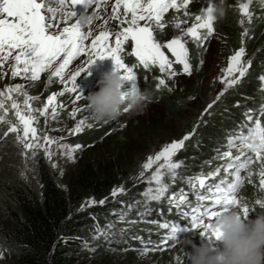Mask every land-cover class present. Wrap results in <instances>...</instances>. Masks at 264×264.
Segmentation results:
<instances>
[{
	"label": "snow or ice",
	"instance_id": "1",
	"mask_svg": "<svg viewBox=\"0 0 264 264\" xmlns=\"http://www.w3.org/2000/svg\"><path fill=\"white\" fill-rule=\"evenodd\" d=\"M192 2L193 0H114L111 16L103 20L102 30L94 35L92 25L82 28L78 17L80 13L87 12L93 15L95 20L102 19L99 14L101 5H104L106 10L108 0H0V70L3 69L6 62L11 60L13 63L10 65V75L13 79L21 77L26 80L38 81L41 73L47 71L49 80L52 77L59 78L63 85V91L48 97L47 103L42 109L31 107L30 101L36 98L29 96L20 84L8 85L0 90V110H2L0 122L10 125L5 136L8 133H17L16 140L23 146V149L42 148L50 160L52 151L48 146L54 143L58 144V142L45 135L44 143H40L41 138L34 127L37 118L32 113L37 111L40 116L47 117L50 110L51 118L55 120L59 115V110L64 108L62 103L57 102V96L62 97L66 93L72 94V103L85 99L76 82L81 75L88 73V69L97 60L103 61L106 58H111L115 65L114 70L121 73L122 79L128 85L125 95L131 97H135L139 93L134 68L140 65L144 69L158 67L160 73L166 74L169 79L177 75L191 76L192 65L189 60V50L186 47L187 41L183 37H175L166 43H161L154 36V28L162 30L166 26L164 17L170 9L177 12L184 9V15L188 16L187 9ZM196 2L203 4L204 0H196ZM251 3L252 0H247V2L239 4L242 17H246L249 23L252 18ZM260 3L264 6V0H260ZM214 10L215 4L212 0H208L200 14L195 15L192 25L183 30V36L191 38L193 42L202 47L214 33ZM109 20L119 22L118 31L112 32L107 28ZM172 23L175 28L181 27L179 17H174ZM241 23H244L243 19ZM247 34V29H245L243 35ZM129 42L133 45L131 55L138 61V65L128 66L123 58L122 53L125 51V45ZM165 50L171 54V57H174V60L170 59ZM245 52V48L240 47L229 56L227 67L222 69L223 74L218 78L219 82L224 84V89L217 99L223 96L229 88L240 83L251 67V61L243 59ZM78 58H84L83 66L70 72L69 66ZM173 64L181 65L182 70L178 73L173 69ZM200 64H203L202 60ZM66 73L68 74L66 75ZM88 74L90 75V73ZM260 79L264 81V75ZM162 87H167L166 81L164 78H159L157 88ZM168 90L171 91V88ZM12 93L24 95L23 111L20 104L13 99ZM6 101H11L10 108L14 110L18 123L7 119L9 109L5 107ZM212 107V104L208 105V108ZM82 110L74 109L70 113V117H76L77 113ZM128 110L129 107L123 109L124 112ZM244 115L246 121L240 125L235 135L229 134L227 138V150L217 151L216 158L227 161L222 169L218 167L215 171L207 174L201 172L188 180L189 187L196 197V204H192L188 200L189 193L183 189L179 193H172L166 197L169 184L163 179L167 175L174 182L179 177L177 170L184 166L183 161L175 162L173 157L184 148L185 141L195 134V128L192 133H188L180 140L166 144L155 156L147 158L142 166L144 171L139 174L140 177L143 178L145 172L152 169L153 165H156V168L148 177L150 186L142 194L146 198L145 203L166 198L168 204L177 209L181 218L187 220V225L152 221L157 223L158 228L165 230V233L158 240L149 238L145 241L140 237H133V239H139L141 245L139 249L135 250L142 254L149 250L170 252L180 242L181 233L193 230H199V236L204 238L207 243L213 244L220 240L217 220L225 213L233 208H240L242 217L248 218L249 213L255 208L250 211L247 205H242L237 196V190L245 183L241 172L247 171L255 159V162L260 164L257 184L260 191L264 192V120H262L264 107H261L258 116L252 115L251 110L246 111ZM85 126L92 127V125L86 124L85 119L79 120L71 130L72 134L84 131ZM58 147L63 148L65 145L58 144ZM82 147L80 144L75 147L68 146L65 155L69 160H74L73 153ZM233 149H236V155H233ZM23 155L27 158V151ZM35 155L36 152L33 151L32 156ZM221 170L226 173L228 179L221 177L218 183H208L214 177L219 176ZM250 177L251 173L249 172V182H251ZM153 182L156 187L151 186ZM197 189L204 191L201 192ZM125 191L121 185L114 188L111 195L115 197L124 194ZM96 203L97 201L90 200L88 206ZM98 203L104 204L105 201L101 200ZM256 204L264 208V200H257ZM128 207L131 209L133 205ZM126 218L127 214L124 212L117 216L119 221H125ZM115 222L107 224L104 228H97L93 239L99 240L103 236L110 246L112 241L108 240V237L109 235L115 236V233L110 231ZM85 244L87 245V241ZM149 245L151 249H149ZM88 250L95 251L91 247ZM0 258H2V253H0ZM185 258H188L187 253ZM179 264H184V262L180 261Z\"/></svg>",
	"mask_w": 264,
	"mask_h": 264
},
{
	"label": "trees",
	"instance_id": "2",
	"mask_svg": "<svg viewBox=\"0 0 264 264\" xmlns=\"http://www.w3.org/2000/svg\"><path fill=\"white\" fill-rule=\"evenodd\" d=\"M215 2L216 6L220 0ZM224 8V16L216 18V33L234 51L248 41L255 58L247 78L209 115L198 113L204 105L196 100L198 88L191 90L194 99L190 102L165 90L156 91L155 85L145 86L144 94L161 103L162 119L144 129H135L137 134L132 135L128 132L132 128L123 127L119 119L86 130L74 139L86 150L83 161L65 169L60 177L54 175L42 156L33 160L31 176L24 177L17 167L12 169L18 154L11 145V137L5 136L6 124L0 122V253L5 264H140V251L135 250L140 248V240L133 237L158 240L163 233L152 227V221L172 223L177 219L176 211L169 210L164 202L145 203L146 198L141 196L144 185L139 184L137 169L150 151L148 146L163 139L176 123H182L186 129L192 126L189 133L195 128V134L178 156L186 165L179 175L184 173L187 181L201 172L207 174L218 167L217 151L227 150L229 134L235 135L246 121L244 113L259 112L264 103L260 79L264 75V19L255 12L251 22L243 24L234 0H225ZM245 29L247 36L243 35ZM193 54L196 55L195 50ZM125 61L135 65L133 57L128 56ZM61 90V85L53 84L43 90L41 97L46 100ZM195 105L200 107L194 108ZM121 185L125 193L112 196V190ZM90 200L97 203L88 206ZM101 200L105 203L99 204ZM129 205L133 207L129 209ZM121 212L127 214L125 221L117 220ZM113 221L117 223L110 230L115 233L108 237L112 241L110 246L103 236L93 239L97 228ZM89 247L95 251L90 252ZM188 249L183 251L189 252ZM160 251L155 250L151 256L169 264L168 253Z\"/></svg>",
	"mask_w": 264,
	"mask_h": 264
},
{
	"label": "rangeland",
	"instance_id": "3",
	"mask_svg": "<svg viewBox=\"0 0 264 264\" xmlns=\"http://www.w3.org/2000/svg\"><path fill=\"white\" fill-rule=\"evenodd\" d=\"M208 0H204L203 4L197 3L196 0H193L192 3L189 4V7L187 9L189 15H184V9H181L179 12L170 9L164 17V23L166 26L161 30L158 28H154V36L157 39V41L161 43H166L167 41L175 38V37H183L186 43V47L189 50V60L192 65V75H177L171 79L167 77L166 74L160 73L158 67H152L151 69H144L142 65L140 67H135L134 72L137 75V84L139 88V93L144 94V87L148 85H155V90H165L168 93H172L174 95H177L181 97L182 99H187V101H190L193 95L190 96V92L194 88H198L199 95L196 100H198V103H203V107L200 106H194L200 107L198 110V113H204L209 115L214 107L218 105L219 102L222 101V99L232 90L235 88H238L243 80L247 78L249 75V72L252 70V65L254 62L255 55H252L250 53V47L248 41L244 43V48L246 50L244 60L245 61H251V67L249 68L246 75L241 79L240 83L234 85L232 88H229L228 91L223 95L220 96L219 99L217 97L223 91L224 84L219 82V77L223 74L222 69L227 67L228 58L231 56L234 52L232 46L230 43H228L224 38H222L220 35H218L214 29L213 35L204 42V45L202 47L198 46L195 42L191 40V38L183 36V30H186L188 27L192 25L194 22V17L197 14H200L203 7L206 6ZM214 4H216L215 0H212ZM242 2H247V0H234V4L237 6V9L239 10V4ZM114 3V0H108L107 8L105 10V6L101 5L100 10V16L102 19L95 20L94 24L91 26L93 34H98L100 30H102L103 20L108 19L111 16V8ZM250 11L252 13V18L254 16V13H261L259 16L264 19V6L261 5L260 0H252V3L250 5ZM241 15V13H240ZM242 16V15H241ZM179 17V21L181 22V27L175 28L173 26V18ZM241 19L244 20L243 24H247L248 19L246 17H242ZM143 24V22H141ZM216 24V17L214 21V27ZM107 28L112 31L116 32L119 30L120 25L118 21H112L109 20V23L107 25ZM247 36V35H246ZM133 45L131 42L127 43L125 45V51L122 54L123 58H126L128 56L132 57L131 55V49ZM194 50L196 51V55L193 54ZM166 54L169 55L170 59L174 60V57H171L170 53ZM195 55V56H194ZM203 61V64H200V61ZM135 64H138V61H136L135 57L133 58V61ZM13 63V61L9 60L6 62L3 66V69L0 70V90H3L8 85H16L20 84L23 87V90L27 92V94L31 97H35L36 99H33L30 101L31 107L33 109H42L43 106L47 103V99L44 100V98L41 97L43 95L44 89H49L52 87L53 84L61 85V91H63V85L59 81V78L52 77L49 80V72L41 73L40 80L38 81H31L22 79L21 77L11 78V68L10 65ZM84 58H78L76 61L73 62L72 65L69 66V71H75L77 67L83 66ZM126 63V61H125ZM127 64V63H126ZM128 65V64H127ZM131 66V65H128ZM115 65L111 58H106L103 61L97 60L94 65H92L88 69V73H85L81 75L77 79V86L80 92L83 94L84 97H86L88 94L98 91V81L100 80L102 74L104 73H110L114 71ZM173 69L177 71L178 73L182 70L181 65L173 64ZM3 74H7L6 76ZM68 73H66L67 75ZM164 78L166 81L167 87L157 88L158 79ZM171 88V91L168 89ZM124 90H128L127 83L124 85ZM263 90H264V81H263ZM59 91V92H61ZM56 92V93H59ZM54 93V94H56ZM53 95V94H51ZM49 95L48 97H50ZM146 95V94H145ZM12 97L14 100H16L17 103L20 104L21 110H24V95L16 93H12ZM131 97V96H130ZM147 99L141 102L138 105H132L131 102H127L123 107L121 114L118 118L113 119L118 121V119L121 121V125L123 127H129V135L137 134L135 129H144L146 125H149V123L153 122L155 123L156 119L161 118V114L163 112L162 107L160 106L161 103L159 101L155 100L151 96L146 95ZM73 95L66 93L64 96H57V102L62 103L64 105V108L62 110H59V115L56 117L55 120L51 118L50 110L49 115L47 117L40 116L37 111H34L32 115L36 116L37 122L34 123V127L37 129V134L41 138L40 143L43 144V137L45 135L53 138L55 141L58 142V144L65 145V147L60 148L58 147V144L54 143L48 147H50L52 151L51 159L49 160L47 155L45 154L44 150L41 149H32V150H25L23 149V146L20 145L17 140L16 136L17 133H8V137H11V145L15 149L16 153L18 154V159L16 160V163L13 164L12 169L18 168V170H21V175L23 173L24 177L33 175L32 166H33V160L36 157H44L48 163L50 164V167L53 170V173L56 177H60L63 175L64 170L68 167L74 166L75 164H78L79 162L83 161L84 156L86 155V150L84 147L78 149L76 152L73 153V156L75 157L74 160H69L67 156L65 155V152L67 151L68 146L75 147L76 142L74 139L85 133L86 130L93 128L95 125H99L101 123H96L93 118L91 117V114L88 112V108L85 107L87 105V102L85 99H81L77 101L76 103H72ZM195 100V102H196ZM191 102V101H190ZM197 103V104H198ZM11 101L5 102V107L9 109L7 119L11 120L13 123H18L16 120V117L14 115V110H11L10 108ZM212 104V108H208V105ZM200 105V104H199ZM125 107H129V110L127 112H124L123 109ZM264 107V103L263 106ZM80 108L83 109L82 111L78 112L76 117L72 118L70 117V113L73 112L74 109ZM207 110V111H206ZM198 113H194L195 116L198 115ZM0 114H2V110H0ZM251 114L254 116H258L259 112H256L254 110L251 111ZM164 118H166V115H163ZM85 119L86 124L92 125L91 128L85 126L84 131L72 134V129L75 127L76 123L81 120ZM162 119V118H161ZM193 119V118H192ZM264 120V118H262ZM112 121V120H111ZM6 127L9 128L10 125L5 123ZM169 126V125H168ZM192 127V126H191ZM190 127V128H191ZM189 129H186L185 126L182 123H176L172 126H170V132L167 133L163 139L158 140L156 144L149 145L148 148L150 149L148 155L146 156L145 160L139 164V167L137 169L138 176L137 179L139 181V184L142 186L144 185V188L142 189L143 192H141V196L144 197L142 194L145 192V190L150 186L148 183V177L152 175V173L155 171L156 165H153L152 169H149L145 172V176L143 178L140 177V173L144 171L143 164L147 161V158L149 156H155L159 151L162 150L163 146L166 144L171 143L172 141L180 140L185 135H187L190 131ZM188 141V140H187ZM185 141V143H187ZM185 147V146H184ZM147 148V149H148ZM181 150L178 151V153L173 157V160L175 162H180L181 160H178L179 153H181ZM27 151V158L23 155V153ZM35 151L36 155L33 157L32 152ZM233 155L237 154L236 149H233ZM223 152V151H222ZM217 157V156H216ZM218 161V167L222 169V166L227 162L225 160H217ZM55 165V166H53ZM183 167H186L184 161H183ZM20 166V167H19ZM216 167V169L218 168ZM260 164L258 162H254L249 166V169L247 171H242L241 175L245 178V183L237 190V196L240 199V203L242 205H247L251 211V209L255 208L253 211L249 213V216L247 219L254 220L260 215L261 207H259L256 204L257 200H264V192H261L258 187V170H259ZM182 169H178L179 172ZM214 169L213 171H215ZM184 170V169H183ZM182 170V171H183ZM187 171V170H185ZM212 171V172H213ZM249 172L251 173L250 181L249 178ZM206 174V173H205ZM180 177V178H179ZM179 177L173 182L171 181L167 175L164 176V182L169 184L168 193H166V197L172 193H179L181 189H183L185 192L189 193L188 200L193 203H197L196 197L194 195L193 190L189 187L188 180H184V173L183 176L179 175ZM221 177H224L225 179H228V176L226 173L221 170L219 176L214 177L212 180L208 181V183H218L219 179ZM234 179V177H232ZM152 187H156L155 182L152 183ZM252 189L253 192H252ZM198 191H204L203 189H197ZM254 193V194H253ZM118 196V195H117ZM116 197V196H115ZM161 202H164L167 206H169L171 209L175 210L177 213V220L172 223H179L182 226L187 225V221L185 219L181 218L180 213L177 211V209L171 205L168 204V201L166 198H162L160 200ZM155 201V202H160ZM153 202V201H150ZM183 207V206H182ZM237 211H239L242 215V211L240 208H235ZM263 209V208H262ZM187 210V209H185ZM157 222V220H154ZM183 221V222H182ZM117 223V222H116ZM184 223V225H183ZM119 224V223H118ZM156 223L152 224V227L154 229H157V231L165 233V230L158 228V226H155ZM192 238L194 243H196L198 246L206 243L207 241L199 236V230H193L189 231L187 233H181L180 234V242L169 252V251H160L161 254L168 253L169 256V264H179L180 261H183L184 264H189V258L186 257V253L190 254L192 249H188L189 252L183 251L185 249V246L183 244V240L185 238ZM152 253H155L153 250H149L146 253H141L138 255L139 263L140 264H163L165 260H156L154 259ZM6 262L3 260V257L0 258V264H5Z\"/></svg>",
	"mask_w": 264,
	"mask_h": 264
},
{
	"label": "clouds",
	"instance_id": "4",
	"mask_svg": "<svg viewBox=\"0 0 264 264\" xmlns=\"http://www.w3.org/2000/svg\"><path fill=\"white\" fill-rule=\"evenodd\" d=\"M224 2L220 0L215 6L213 14L216 18L224 16ZM78 20L82 28H88L94 24L95 17L83 12ZM125 83L119 71L104 73L97 84L99 90L85 97L88 111L96 123L118 118L122 107L129 101L138 105L147 99L142 93L135 97L126 96ZM261 211L254 220L244 219L235 208L225 213L217 220L220 240L216 243L206 242L198 246L192 238L186 237L183 244L186 249H192L190 254L187 253L189 264H264V208Z\"/></svg>",
	"mask_w": 264,
	"mask_h": 264
}]
</instances>
